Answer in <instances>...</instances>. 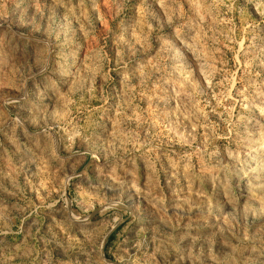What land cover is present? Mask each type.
I'll use <instances>...</instances> for the list:
<instances>
[{"label": "rangeland", "instance_id": "obj_1", "mask_svg": "<svg viewBox=\"0 0 264 264\" xmlns=\"http://www.w3.org/2000/svg\"><path fill=\"white\" fill-rule=\"evenodd\" d=\"M0 264H264V0H0Z\"/></svg>", "mask_w": 264, "mask_h": 264}]
</instances>
